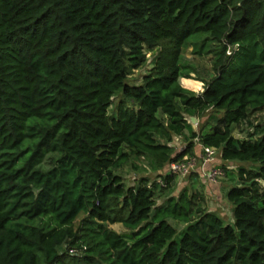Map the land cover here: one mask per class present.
Masks as SVG:
<instances>
[{"label":"trees","instance_id":"16d2710c","mask_svg":"<svg viewBox=\"0 0 264 264\" xmlns=\"http://www.w3.org/2000/svg\"><path fill=\"white\" fill-rule=\"evenodd\" d=\"M204 148L229 222L168 169ZM0 264H264V0H0Z\"/></svg>","mask_w":264,"mask_h":264},{"label":"rangeland","instance_id":"374dc122","mask_svg":"<svg viewBox=\"0 0 264 264\" xmlns=\"http://www.w3.org/2000/svg\"><path fill=\"white\" fill-rule=\"evenodd\" d=\"M153 54L154 52H147L146 53V58H147V61L144 65L134 69L131 73V76L128 80V82L130 83H133V82H138V79L140 78V75L142 73H144L149 65H150V61L153 57ZM181 63H184V64H192V65H195L196 67V71L195 72H190V77L189 78H192V79H195L197 77H200V76H206L207 74V71L210 67V62L209 60L207 59V57H202V58H198L197 56H194L192 54V51H191V46H188L187 48L183 49V53L181 55V59H180ZM182 78H180V81H182ZM186 83H188L189 85H191L194 89H199L198 91H195V92H199L201 91L202 89H200V87H203L201 86V83L198 82V81H191L190 79H188L187 77L185 79H183ZM193 89V90H194ZM113 101L114 103L116 102V97H113ZM246 127L244 126H240L236 131H235V135L236 136H243V132L241 131L240 132V129L243 130L245 129ZM177 144H179L177 142ZM183 145V144H182ZM198 154H200V152H198ZM195 158H197L199 160V156L195 155L194 156ZM219 152L218 154L215 155V158L218 162L219 159ZM49 156H48V153L44 156V158L42 159L43 163L44 164H48L49 163ZM136 168H132L130 167L129 165L125 166L121 171H119V173H121L123 176H124V180H125V183L128 184V185H133V183L136 181L137 178L141 177V176H146L148 177L151 181L153 179H155V173L152 172V169H151V165H149V163L147 162V160L141 158L139 160H137L136 162ZM238 165V164H236ZM245 165H248L245 163ZM250 165V164H249ZM237 167V166H236ZM230 169V170H229ZM225 170V169H224ZM198 175V174H197ZM199 182L196 184V185H202L203 186V190H204V187L205 185L207 186L208 183H204L202 182L203 180L201 178H199ZM220 179H224L222 181L223 183V195L225 194V192L233 185L237 184L238 183V176H237V172L235 171V169L233 168H228L226 167V174L225 176H223V178H220ZM187 180V175L185 176H179V186L182 185V183H185L184 181ZM220 181V180H219ZM205 184V185H204ZM219 185V184H218ZM198 186V187H199ZM201 187V186H200ZM205 192V191H204ZM207 201H206V207L209 209V210H213L215 212H221L223 214L219 215L226 221V222H229L231 221L232 219V212H230V210H226V208L224 207V204H222L221 200H225L222 197H218V196H215V195H208L207 196ZM160 201V199L158 200ZM177 229H180L181 228V225H179V223H176L175 221L172 222ZM110 227L117 230V231H123V227L121 224L119 223H114V224H110Z\"/></svg>","mask_w":264,"mask_h":264},{"label":"built area","instance_id":"2783aa9c","mask_svg":"<svg viewBox=\"0 0 264 264\" xmlns=\"http://www.w3.org/2000/svg\"><path fill=\"white\" fill-rule=\"evenodd\" d=\"M228 53H230V49H228ZM182 148L183 145L179 144L178 149L181 150ZM215 153L216 150L214 148H204L203 152L198 155L199 160L194 156L186 159L183 158L182 160L171 162L168 165V169L170 172L178 174L179 176H185L191 171L198 169L199 162H201L199 176L203 182L219 184L220 178L225 176V170L218 162L215 161ZM226 167L235 168L232 164H228Z\"/></svg>","mask_w":264,"mask_h":264},{"label":"crops","instance_id":"0c3cea01","mask_svg":"<svg viewBox=\"0 0 264 264\" xmlns=\"http://www.w3.org/2000/svg\"><path fill=\"white\" fill-rule=\"evenodd\" d=\"M186 77H183L182 79H185ZM188 79H190L191 81L193 80V81H198V82H200L201 83V86H203V83H202V81H199V80H196V79H192V78H188ZM180 83L182 84V86H184V87H186V88H188V89H190V90H193L191 87H189V86H186V85H184L183 83H182V81H180ZM203 87H200V89H202ZM199 89H194L193 91H198ZM190 121L192 122V126H193V129H195L196 128V124H197V122H198V119L197 118H195L194 117V119H190ZM178 143L179 144H181L182 142H181V139H178ZM179 144H176V146H178ZM183 144V143H182ZM181 144V145H182ZM200 163L201 162H199V166H198V169H196V170H194V171H197V173H198V177L200 178V176H199V169H200ZM228 164H230V163H228L227 162V165ZM224 179H220V181H219V185L218 186H215V185H205V187H204V191H205V194H206V197L208 196V195H210V194H212V195H215V196H218V197H222L223 196V198H224V195H223V183H222V181H223ZM190 183V181H189V178L185 181V183ZM225 199V198H224ZM221 202H222V204H224V207L226 208V210H230V212H231V206L225 201V200H221ZM219 213V212H218ZM220 215H222L223 216V214L220 212L219 213ZM232 220V219H231Z\"/></svg>","mask_w":264,"mask_h":264},{"label":"water","instance_id":"95a60500","mask_svg":"<svg viewBox=\"0 0 264 264\" xmlns=\"http://www.w3.org/2000/svg\"><path fill=\"white\" fill-rule=\"evenodd\" d=\"M190 119L192 120V119H194V117H190Z\"/></svg>","mask_w":264,"mask_h":264}]
</instances>
